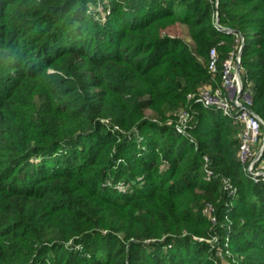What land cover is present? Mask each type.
I'll list each match as a JSON object with an SVG mask.
<instances>
[{"label": "trees", "instance_id": "trees-1", "mask_svg": "<svg viewBox=\"0 0 264 264\" xmlns=\"http://www.w3.org/2000/svg\"><path fill=\"white\" fill-rule=\"evenodd\" d=\"M243 38L264 120V0H0V264H264L243 124L197 100Z\"/></svg>", "mask_w": 264, "mask_h": 264}, {"label": "built area", "instance_id": "built-area-1", "mask_svg": "<svg viewBox=\"0 0 264 264\" xmlns=\"http://www.w3.org/2000/svg\"><path fill=\"white\" fill-rule=\"evenodd\" d=\"M220 30H228V28L217 24ZM217 50L211 48L209 69L213 72L217 70ZM241 59L238 55L230 56L223 64V86L226 90L221 88L212 89L211 87H204L198 97V101L202 102L205 107H217L223 113L232 118L238 119L243 124V129L240 133L239 159L244 165L246 172L251 174L256 181H264V143L259 144V135L261 133L262 122L253 114L248 107L252 104V99H249L248 94L251 91H240L239 80L236 75V64L240 63ZM236 88V89H235ZM233 93L235 95H233ZM240 94L237 98L236 95ZM194 95L189 94V98ZM189 117V112L184 110L180 113L178 118V127L182 128ZM264 128V127H263ZM258 146V148H257ZM209 159H206L208 164ZM209 173H211L209 171ZM213 210V207L208 204L205 210Z\"/></svg>", "mask_w": 264, "mask_h": 264}, {"label": "rangeland", "instance_id": "rangeland-1", "mask_svg": "<svg viewBox=\"0 0 264 264\" xmlns=\"http://www.w3.org/2000/svg\"><path fill=\"white\" fill-rule=\"evenodd\" d=\"M103 6V5H102ZM99 7L100 9L99 10H103V7ZM169 33H171L172 35H179V36H182V37H184V38H186V39H188V33H187V28H186V26H184V25H182V24H177V25H175V26H173V27H171L170 29H169V31H168ZM238 55V54H237ZM217 56H218V51H217ZM242 58V56L240 57V59ZM217 62H218V57H217ZM240 64V66H241V62L239 63ZM237 65V64H236ZM242 68V67H241ZM193 99V97L192 98H189L188 100L190 101V100H192ZM147 113H148V115L150 116V117H153V119H156L155 117L157 116V114H156V112L154 111V110H150V109H148L147 110ZM178 120V119H177ZM126 187V185H125V182H123V181H118L117 183H115L114 185H113V188L114 189H117V190H122V188L124 189ZM196 239H199L198 237L196 238ZM228 239V238H227ZM217 242V237H214L213 239H211V240H209V242ZM229 240H227V242L226 243H224V245L225 246H227V245H230L229 243Z\"/></svg>", "mask_w": 264, "mask_h": 264}, {"label": "water", "instance_id": "water-1", "mask_svg": "<svg viewBox=\"0 0 264 264\" xmlns=\"http://www.w3.org/2000/svg\"><path fill=\"white\" fill-rule=\"evenodd\" d=\"M217 24H220V22H219V13H218V15H217V22H216ZM244 43H245V40H244V38H243V41H242V47H241V49L239 50V53H238V56L239 57H241L242 56V54H243V46H244ZM236 75H237V77H238V80H239V86H240V91H242L243 90V88H244V86H243V81H242V74H241V66H240V64L239 63H237V65H236ZM236 89V88H235ZM233 95H235L234 93H233ZM240 96V94H237L236 95V97L238 98ZM248 97H249V99H252V95L251 94H248ZM248 109L253 113V114H255L260 120H261V122H262V125H263V127H264V120L252 109V108H250V107H248ZM263 143H264V140H263Z\"/></svg>", "mask_w": 264, "mask_h": 264}]
</instances>
